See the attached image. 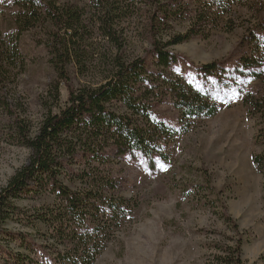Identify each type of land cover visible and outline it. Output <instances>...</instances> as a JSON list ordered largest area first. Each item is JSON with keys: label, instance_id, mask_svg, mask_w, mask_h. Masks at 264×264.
<instances>
[{"label": "trees", "instance_id": "1", "mask_svg": "<svg viewBox=\"0 0 264 264\" xmlns=\"http://www.w3.org/2000/svg\"><path fill=\"white\" fill-rule=\"evenodd\" d=\"M250 1L12 0L16 36L32 34L54 79L41 99L44 113L35 131L0 95L13 118L10 143L30 151L28 163L0 190L4 264H96L136 208L123 196L116 157L138 153L167 162L166 150L179 135L219 113L208 80L217 79L227 92L237 88L248 113L264 121V31L251 32L245 57L231 66V77L258 84L246 92L216 64L185 77L169 52L214 31H232L236 10H249ZM140 16L150 60L135 56L124 28ZM185 23V33L174 32V25ZM26 67L18 39L0 44L1 87L10 70ZM163 104L177 112L178 129L157 113ZM263 161L254 158L260 173ZM25 201L32 206L19 207ZM8 224L18 231L3 228ZM228 249L222 263L240 264L241 245Z\"/></svg>", "mask_w": 264, "mask_h": 264}, {"label": "rangeland", "instance_id": "2", "mask_svg": "<svg viewBox=\"0 0 264 264\" xmlns=\"http://www.w3.org/2000/svg\"><path fill=\"white\" fill-rule=\"evenodd\" d=\"M11 2L0 0V44L7 46L18 39L27 67L9 71L0 95L35 131L44 113L41 99L54 75L32 34L16 36ZM236 12L229 23L232 31H214L206 39L169 48L185 77L216 64L226 67L227 80L238 82L244 92L258 86L231 77V66L245 57L244 43L251 32L264 31V0H251L249 10ZM188 26L176 24L174 32L185 33ZM124 28L135 56L150 60L152 47L144 17L128 20ZM200 82L204 86L205 81ZM206 87L219 103V113L179 135L166 150L167 162L149 161L138 153L116 157L123 196L132 198L136 208L132 221L116 234L96 264H223L224 248L231 252L238 243L240 264H264V169L260 173L254 164L257 156L264 160V121L248 113L237 88L227 92L217 79L208 80ZM62 92L65 100L66 89ZM157 113L178 129L172 106L163 104ZM12 126L13 118L0 98V190L30 156L28 149L10 143ZM18 204L32 206L31 201ZM3 228L18 231L11 224ZM0 264H4L1 259Z\"/></svg>", "mask_w": 264, "mask_h": 264}]
</instances>
